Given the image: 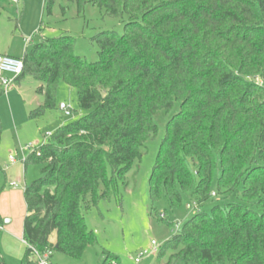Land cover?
Returning a JSON list of instances; mask_svg holds the SVG:
<instances>
[{
    "label": "trees",
    "instance_id": "1",
    "mask_svg": "<svg viewBox=\"0 0 264 264\" xmlns=\"http://www.w3.org/2000/svg\"><path fill=\"white\" fill-rule=\"evenodd\" d=\"M58 1L44 0V12ZM67 1L128 20L123 34L94 37V63L76 55L71 36L25 52L16 85L31 77L44 96L31 119L56 108L61 82L88 114L24 161L41 169L24 191L21 264H36L31 248L79 260L95 244L86 215L142 160L160 114L151 214L163 198L176 209L185 196L195 212L158 256L171 249L167 264H264V0ZM3 176L0 167V196Z\"/></svg>",
    "mask_w": 264,
    "mask_h": 264
},
{
    "label": "rangeland",
    "instance_id": "2",
    "mask_svg": "<svg viewBox=\"0 0 264 264\" xmlns=\"http://www.w3.org/2000/svg\"><path fill=\"white\" fill-rule=\"evenodd\" d=\"M128 18L114 19L95 6H87L82 13L75 4L59 0L52 14L44 12V0H6L0 3V55L23 59L26 50L43 39L71 36L75 40V53L87 62L99 59L98 46L93 41L101 32L115 31L123 34ZM41 30V32H40ZM31 42V43H30ZM42 86L26 77L7 94L0 87V167L4 171L2 185L9 190L11 182L20 183V201L14 204V221L10 229L0 235V264H21L20 255L26 250L22 242L21 227L24 213L25 188L40 178V166L24 161L35 150L49 141L47 134H54L60 127L88 114L79 108L77 92L60 83L56 93V108L38 119L30 113L44 104V96L37 91ZM70 105L73 116L66 117L59 107ZM158 135L148 141L143 158L137 160L126 174L124 182H118L110 200H102L86 215V224L94 232L95 244L89 246L79 260L58 252L53 253L52 264H137L140 253L155 241L161 248L173 238L190 219L195 210L189 209L190 198L185 196L179 208H172L165 197L154 205L149 195V179L156 164L161 142L165 135L166 119L158 115ZM30 147H33L32 149ZM18 163L13 165L10 157ZM211 205L206 207L209 211ZM167 216L162 221L160 216ZM173 251L163 255L145 257L139 264H167Z\"/></svg>",
    "mask_w": 264,
    "mask_h": 264
},
{
    "label": "built area",
    "instance_id": "3",
    "mask_svg": "<svg viewBox=\"0 0 264 264\" xmlns=\"http://www.w3.org/2000/svg\"><path fill=\"white\" fill-rule=\"evenodd\" d=\"M13 3H17L18 0H11ZM24 63L22 59L14 58L8 55H0V87L3 93L7 94L11 89L16 86L17 78L23 73ZM60 111L64 113L66 117L73 116V109L70 105L66 103H61L59 107ZM52 134H47V137L50 138ZM31 149L33 147H30ZM38 151L35 150L34 152ZM39 154V153H38ZM10 161L13 165H16L18 161L14 157H10ZM12 188H19V184L11 183ZM4 227L0 224V231H3ZM26 245V243L23 241ZM160 250L159 245L155 242H151V247L147 250H144L140 253L139 257L136 259V263L139 264L142 259L152 255H158ZM32 257L36 264H52L53 252L47 250L45 252H40L36 248H31Z\"/></svg>",
    "mask_w": 264,
    "mask_h": 264
},
{
    "label": "crops",
    "instance_id": "4",
    "mask_svg": "<svg viewBox=\"0 0 264 264\" xmlns=\"http://www.w3.org/2000/svg\"><path fill=\"white\" fill-rule=\"evenodd\" d=\"M11 183H17V182H11ZM17 184H19V188L14 189L11 186H8L9 190L6 188L7 186L5 185V190L3 191V193L0 196V224L4 227V230L0 231V235L3 232H5V227H6V229H8L10 227L9 225L12 226V224H13V221H14V217H13L14 216V204L17 203L16 199H18V201H20V197H17V196L19 195L18 192H20V191H18V190H20L21 185H20V183H17ZM24 202H25V200H24ZM25 207H26V203H25ZM25 216H26V212L24 213L23 222H24ZM23 222H22V227H21V231H20L21 232L20 237L23 236ZM0 242H1V239H0ZM22 242H23V240H22ZM25 253H26V250H25L24 254L22 253L20 255L21 263H22V260L25 256ZM2 258H3V264H7L5 258L3 256H2ZM52 258H53V256H52Z\"/></svg>",
    "mask_w": 264,
    "mask_h": 264
}]
</instances>
